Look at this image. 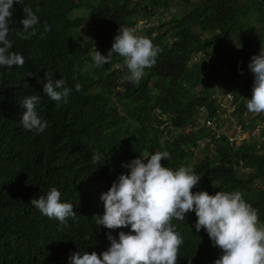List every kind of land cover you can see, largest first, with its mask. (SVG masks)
<instances>
[{
	"label": "trees",
	"instance_id": "1",
	"mask_svg": "<svg viewBox=\"0 0 264 264\" xmlns=\"http://www.w3.org/2000/svg\"><path fill=\"white\" fill-rule=\"evenodd\" d=\"M175 4L180 13L172 11ZM24 7L36 13L40 30L27 40L13 32L11 51L24 56L25 64L0 66V264H69L72 253L107 251V235L118 239L130 226L96 225L94 216L104 214L101 195L130 172L126 165L133 159L164 151L171 159L162 166L191 167L201 176L193 193L238 190L264 227V183L256 182L264 177V140L232 144L225 133L211 134L200 113V107L209 114L218 108L203 72L204 56L233 40L221 57L236 83L233 114L243 129L264 121L263 113H246L245 103L252 98L248 65L264 50V0H19L11 17L17 31ZM80 8L95 23L89 38L78 29L84 16L74 12ZM140 20L148 23L142 37L162 50L140 82L128 79L131 73L119 54L97 68L92 50L107 55L119 27L135 32ZM45 22L50 32L44 31ZM45 73L64 78L73 89L67 103L43 93ZM31 95L41 97L36 110L48 125L42 133L20 123L22 101ZM260 129L257 136L264 134V126ZM200 148L201 156L192 161ZM96 153L102 159L93 164ZM52 187L62 202L74 205L75 218L61 224L31 205ZM196 220L193 211L172 221L183 239L177 264H214L222 255L206 230L196 231Z\"/></svg>",
	"mask_w": 264,
	"mask_h": 264
},
{
	"label": "clouds",
	"instance_id": "2",
	"mask_svg": "<svg viewBox=\"0 0 264 264\" xmlns=\"http://www.w3.org/2000/svg\"><path fill=\"white\" fill-rule=\"evenodd\" d=\"M14 3L19 0H0V66L9 68L25 64L24 56L11 51L13 42L9 36L15 32L17 37L27 40L40 30L38 16L30 7L23 8L22 31L12 27ZM44 31H51L47 22ZM161 51L149 38L135 35L131 28L119 27L107 55H102L95 47L91 57L95 66L101 68L112 62L114 53L119 54L131 73L128 79L139 83L145 69L156 64ZM248 67L254 83L252 98L247 99V110L264 113V50L251 58ZM45 79L43 93L52 101L67 103L73 89L66 86V80L54 79L50 73H45ZM81 89V84L76 83L75 91ZM40 102L38 95L23 99L20 123L25 130L42 133L47 128V121L36 110ZM101 159L99 153L92 156L93 164ZM170 159V154L164 151L141 156L126 165L130 172L121 174L101 195L104 214L94 218L97 226L109 230L130 226V231H120L118 239L109 233L110 247L99 255L95 251L72 253L69 264H177L183 239L172 221H183L193 211L197 217L196 231L206 230L213 246L222 250L214 264H264V227L259 226L258 211L246 202L242 193L238 190L218 191L214 195L207 191L193 193L201 176L194 174L191 167L181 166L174 171L162 166V160ZM30 203L41 214L61 224L77 215L72 203L61 201V192L55 187L46 196L33 198Z\"/></svg>",
	"mask_w": 264,
	"mask_h": 264
},
{
	"label": "rangeland",
	"instance_id": "3",
	"mask_svg": "<svg viewBox=\"0 0 264 264\" xmlns=\"http://www.w3.org/2000/svg\"><path fill=\"white\" fill-rule=\"evenodd\" d=\"M181 8L182 7L179 4H175V8L172 11H177L178 13H180ZM74 13L75 14L80 13L84 16L82 24L78 29L85 37L89 38L94 33V27H95V23L93 22L91 16L87 13V10L85 8L77 9ZM157 22H158L157 20H154V21L152 20L153 25L156 24ZM138 25H140V26H136L137 31H135L134 34L142 37L141 28L143 26H142V24H138ZM232 44H234L233 40L228 41L221 48V50L212 54L209 57L204 56V59H203V62H204L203 72L207 76V78L209 80L208 81L209 87L214 92L216 98H218V96L220 98V96L226 92H229L232 94L233 93L232 89H234V87L236 85V83L233 81V76H232L233 74H232L231 70L229 69V67L227 65H225L221 62V57L224 55V53L229 49V47ZM260 53H261V51H260ZM253 83H254V76L252 77V87H253ZM247 99H250V96H247L245 98L246 104H247ZM246 113L251 114V116L255 114V113L249 112L248 110ZM219 120H220V124H219L220 130H223L229 134H231V133L234 134V133L240 132L237 117L233 114V112H231V113L223 112L222 115L220 116ZM255 122H256V125L254 127H258V128L260 127L261 128L262 126H264V121L259 122V120L256 119ZM255 131H258V129H256ZM259 132L261 133V129ZM258 133L255 132V134H252V136H250V138H247L246 140H249L252 137H254V138L256 137L259 140H264V134L257 136ZM235 136L239 137V136H242V134L235 135ZM204 141L205 140L201 141L202 146L204 144ZM194 153H195L194 157L191 159L192 161L198 159L201 156L202 148L195 150ZM256 182L259 184L264 183V177L261 178V180L257 179Z\"/></svg>",
	"mask_w": 264,
	"mask_h": 264
},
{
	"label": "built area",
	"instance_id": "4",
	"mask_svg": "<svg viewBox=\"0 0 264 264\" xmlns=\"http://www.w3.org/2000/svg\"><path fill=\"white\" fill-rule=\"evenodd\" d=\"M138 24H142V26L144 27H148V23L145 20H140L138 22ZM136 25V26H140V25ZM136 26L134 27V29H137ZM195 59V58H194ZM216 102L218 104V108L216 109L215 113L216 114H209L206 109L200 107V113L202 115V119H201V124L204 125L205 127L211 129V134L213 135H219V133H225L228 138L229 141L232 144H237L241 141L246 140L247 138H250V136H252V134H255L259 132L260 127H252L251 128H245L243 129L240 125H239V131L238 133H234V134H229L226 133L223 130H220V116L222 115L223 112H234L235 110V105H236V101L234 100V96L233 94L226 92L223 93L220 98L218 96V98H216ZM256 129H258V131H255ZM242 134V136L236 137L235 135H240ZM247 136V137H246Z\"/></svg>",
	"mask_w": 264,
	"mask_h": 264
}]
</instances>
